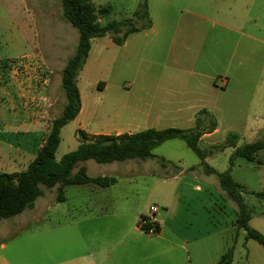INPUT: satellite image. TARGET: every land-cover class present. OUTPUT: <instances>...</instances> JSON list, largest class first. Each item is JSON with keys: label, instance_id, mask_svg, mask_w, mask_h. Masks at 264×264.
Masks as SVG:
<instances>
[{"label": "crops", "instance_id": "crops-1", "mask_svg": "<svg viewBox=\"0 0 264 264\" xmlns=\"http://www.w3.org/2000/svg\"><path fill=\"white\" fill-rule=\"evenodd\" d=\"M183 13L186 15H183L182 20L173 22L166 20L165 25L158 30L151 18L150 29L130 35L122 46L115 45L110 37L92 41L86 64L78 79L81 110L69 123L74 124L76 133L83 131L90 137L132 135L150 129L166 130L168 128L164 129L160 125L169 123L195 124L189 129L180 128L191 130L196 128L198 119L203 124H208L212 120L216 122L217 127L213 131L202 133L198 146L200 149L202 144L214 146L210 141L220 132V113L223 108L221 92H228V89L222 91L219 87L228 88L231 79L219 86L214 80L217 75L213 72L214 68L211 67L213 70L211 72L201 71L198 64L207 50L211 56L222 54L223 31H234V29L223 21L209 20L210 18L200 11L189 10ZM164 31L166 37H162ZM147 32L155 33L156 37L149 40L141 36V33ZM245 36L251 42L257 40L263 43L251 34ZM160 38L166 39L167 43L165 67L156 70L142 67L144 57L155 54ZM98 41L100 49L94 51ZM237 48L238 44H236ZM103 50L116 53L117 60L113 63L108 61L102 53ZM66 64L59 70L56 63L50 62L47 56L37 49L23 55L5 58L0 56V149L5 147L8 150L7 163L18 169V172L14 173L25 171L36 158L39 149L43 146L49 124L61 116L67 104L62 89V72ZM109 67L113 73H118V76L130 72L129 79L124 80L129 81L126 85L128 89L121 85V80L118 84L112 83L113 88L121 90L123 96L132 89L136 90L137 101L127 102V99L123 98L118 103L121 115L128 112L133 114V118L129 121L117 124H105L99 121L103 114H110L111 107L96 101L93 74ZM44 70L51 71L50 81L46 84L42 83ZM57 71H60L61 78L54 84ZM108 85L105 84L102 91H105ZM232 87L233 92L253 89V86L249 85ZM239 147L240 142L235 148H226L231 150V158ZM65 155H56V159L60 161ZM205 163L208 166L207 158ZM78 166L73 171L74 175L79 172ZM186 168L187 170H181L173 177L176 183H172L171 177L167 175L163 179L156 178L161 174L151 175V180H146L147 186L151 187L147 198H135L125 194L103 196V192L120 184L116 178V183L106 188L93 184L77 185L81 188L87 186L90 196L86 201L74 205V210L80 216L79 220H82L70 222L73 253L64 256L55 251L56 255L51 259L49 250L45 245L40 244L38 264H194L192 253L197 260L195 264H219L224 254H220L219 260L217 257L218 253L223 251V244L218 242L217 246L215 242L214 258L208 256L206 250H210L208 240L222 234V224L214 225V222L208 219L205 213L206 205L194 206L193 201L197 199L196 197L202 199L204 190L194 186L191 189L194 195H191L178 178L185 174V171L197 173L196 182L207 179L208 176H218L208 174L200 159ZM164 171L167 172V168ZM219 184L223 192L220 180ZM158 188L161 190L160 195H156ZM183 188L186 190L185 193ZM151 198H156L161 207L166 209L162 220L157 218L159 211L156 215L159 227L157 235H149L140 227L141 218L150 216L149 210L152 206L145 201ZM66 202L65 197L64 202L56 200L55 203L59 207ZM201 209L204 210L202 217ZM84 224L85 234L82 235L78 227ZM56 248L58 250V246ZM7 250L8 246L1 243L0 264H32L23 261L24 259L20 263L12 254L8 255L5 252Z\"/></svg>", "mask_w": 264, "mask_h": 264}, {"label": "rangeland", "instance_id": "rangeland-1", "mask_svg": "<svg viewBox=\"0 0 264 264\" xmlns=\"http://www.w3.org/2000/svg\"><path fill=\"white\" fill-rule=\"evenodd\" d=\"M144 3L148 5L157 30L165 25L166 20L172 22L182 20L183 15H186L183 12L187 13L189 10L200 11L207 15L209 20L223 21L234 29V31H223L222 54L211 56L207 50L199 60L198 66L201 71L211 72L213 71L211 67L214 68L213 72L217 74L214 80L218 85H221L224 80L231 79L228 88L219 87L222 91L228 89V92H221L223 108L220 113V132L210 141V144L214 146L207 144L200 146L203 153L207 154L209 167L220 174L230 170L234 182L244 188V204L247 213L251 215L249 226L264 237V199L252 194H264V164L248 162L237 157L230 161L231 150L220 148L221 143L226 142L229 133H235L241 137L240 146L264 140V0H94L97 7L110 9V12L102 17L103 25L133 17L140 5ZM61 13V0H0V56L5 58L23 55L37 49L43 52L50 62L56 63L59 70L63 68L75 52L79 34L62 19ZM246 34L253 35L263 43L257 40L251 42L245 36ZM141 36L149 40L156 37L153 32L141 33ZM162 37H166L165 31ZM158 42L159 46L155 54L145 56L142 67L154 70L165 67L166 39L160 38ZM98 43L100 42H96L94 51H99ZM236 44H238L237 49ZM102 53L112 63L117 60L116 53L104 50ZM129 73L118 76V73H113L109 67L93 74L96 84L94 88L96 101L111 107L110 114H103L100 122L117 124L133 118L130 112L121 115L118 103L123 98H126L127 102L137 101L136 90L132 89L123 96L122 91L114 89L112 85L114 82L118 84L121 80V85L126 88L129 81L124 80L129 79ZM60 78L61 73L57 71L54 84ZM107 83L109 84L107 89L102 91V87ZM233 85H249L253 86V89H240L238 92H233ZM193 126L195 124L160 125L164 129L169 127L189 129ZM61 141L57 156L78 149L80 140L74 131V124L66 126ZM7 153L8 150L5 147L0 149V172L9 174L18 172V169L7 163ZM153 154L155 158L148 161L132 160L104 165L95 161L80 163L78 170L81 169L80 167H85L90 177L107 175L120 181L115 188L102 193L105 197L125 194L135 198H147L151 187L147 186L146 180H151V175L161 174L160 177H156L160 179L167 175L171 177L172 183H176L174 176L181 170H187L186 166L189 167L199 161L197 155L183 140L166 142L157 147ZM257 159L264 163V151L258 153ZM166 168L167 172L164 171ZM195 177H198L197 173L190 171H185V174L178 176L182 186H186L191 195H194L191 192L194 186L204 190L202 199L196 197L197 199L193 201L194 206L206 205L205 213L208 219L217 226L221 223L223 228L220 236L208 240L210 247V250H206L208 256L214 258L215 242L217 246L218 242H221L223 251L218 253L217 260L220 254H225L234 247L233 264H264V248L254 240L247 241L245 230H238L240 209L224 191L221 192L218 177L208 176L207 179L198 182L195 181ZM130 182L132 183L129 184ZM160 193L161 190L158 188L156 195ZM64 195L67 202L57 207L55 202L58 197V187L44 189L43 198H39L32 208L19 216L0 221V244L4 243L8 246V250L5 251L8 255L12 254L20 263L26 261L38 264L40 244L45 245L49 250L51 259L56 255L55 251L64 256H70L73 253L70 222L82 220H79L80 216L74 210V205L86 201L90 196L89 188L70 186L66 188ZM155 199L151 198L145 202H148L149 206L159 207L157 218L162 220L166 209L162 208L160 202ZM203 209L200 211L201 217L204 215ZM83 227L85 224L78 227L82 235L85 234ZM56 246L62 251H58ZM192 258L195 264L197 260L193 253Z\"/></svg>", "mask_w": 264, "mask_h": 264}, {"label": "trees", "instance_id": "trees-1", "mask_svg": "<svg viewBox=\"0 0 264 264\" xmlns=\"http://www.w3.org/2000/svg\"><path fill=\"white\" fill-rule=\"evenodd\" d=\"M61 5L62 19L75 28L79 34L76 51L62 72V89L67 104L61 116L49 124L43 146L27 169L21 173L0 172V221L19 216L32 208L35 202L44 195V189L58 187L57 201L64 202L66 187L93 184L106 188L116 183L114 177H90L84 167L74 175L73 171L80 163L95 161L104 165L132 160L147 161L154 158L153 151L162 144L173 140H183L200 159L207 173L218 176L223 191L238 205L240 209L237 221L238 230H245L247 241L254 240L264 248V237L249 226L251 215L247 213L244 204V188L234 182L230 170L220 174L210 169L205 163L206 153H203L198 146L202 133L213 131L217 127L215 121L211 120L208 124H203L198 119L196 128L191 130L169 128L157 131L150 129L141 133L119 136L90 137L85 132L78 131L76 133L80 140L78 149L66 154L60 161L56 159L61 144L62 130L78 116L81 110L78 79L86 64L92 41L110 37L115 45L122 46L130 35L152 27L147 3L141 4L133 17L106 25H103L101 20L110 12V9L97 7L94 0H61ZM239 141V135L229 133L226 142L221 144L220 148H235ZM261 151H264V140L245 144L237 149L230 161L237 157L248 162L264 164L257 159ZM252 194L264 199L263 193ZM233 258L234 248H231L221 257L219 264H232Z\"/></svg>", "mask_w": 264, "mask_h": 264}, {"label": "built area", "instance_id": "built-area-1", "mask_svg": "<svg viewBox=\"0 0 264 264\" xmlns=\"http://www.w3.org/2000/svg\"><path fill=\"white\" fill-rule=\"evenodd\" d=\"M51 71L44 70L42 72V83L46 84L50 81ZM226 81L224 80L222 84L224 85ZM51 106V104H49ZM159 208L157 206H152L150 208V216H144L140 220L141 229L149 234V235H157L158 234V224L156 220V214L158 213Z\"/></svg>", "mask_w": 264, "mask_h": 264}]
</instances>
